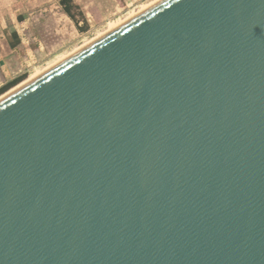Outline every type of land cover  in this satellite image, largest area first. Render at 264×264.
Listing matches in <instances>:
<instances>
[{
	"label": "water",
	"instance_id": "obj_1",
	"mask_svg": "<svg viewBox=\"0 0 264 264\" xmlns=\"http://www.w3.org/2000/svg\"><path fill=\"white\" fill-rule=\"evenodd\" d=\"M0 264H264V0H160L2 97Z\"/></svg>",
	"mask_w": 264,
	"mask_h": 264
},
{
	"label": "rangeland",
	"instance_id": "obj_2",
	"mask_svg": "<svg viewBox=\"0 0 264 264\" xmlns=\"http://www.w3.org/2000/svg\"><path fill=\"white\" fill-rule=\"evenodd\" d=\"M153 1L73 0L79 7L73 13L81 30L65 14L60 0H0V88L22 75L27 80ZM15 34L19 43L12 48Z\"/></svg>",
	"mask_w": 264,
	"mask_h": 264
},
{
	"label": "trees",
	"instance_id": "obj_3",
	"mask_svg": "<svg viewBox=\"0 0 264 264\" xmlns=\"http://www.w3.org/2000/svg\"><path fill=\"white\" fill-rule=\"evenodd\" d=\"M60 5L63 7L65 14L72 21H74V23L76 24V26L78 28H80L82 30V27H79V21L77 20L76 15L73 13V9L79 8L77 5H75L73 0H60ZM79 14H80V16H82V18L84 19V22H85V17L83 16V14L82 13H79ZM14 36L16 38V42L12 43V45H11L12 48H15L19 43V39H18L17 35L15 34ZM24 80H25V75H22L16 79L10 81L9 83H7L6 85H4L3 87L0 88V96L5 94L10 89L14 88L15 86H17L19 83L23 82Z\"/></svg>",
	"mask_w": 264,
	"mask_h": 264
},
{
	"label": "bare ground",
	"instance_id": "obj_4",
	"mask_svg": "<svg viewBox=\"0 0 264 264\" xmlns=\"http://www.w3.org/2000/svg\"><path fill=\"white\" fill-rule=\"evenodd\" d=\"M160 0H155L151 3H148L146 5H143L139 10H135L136 12H133L131 14H129L125 19L122 20H118L112 24H110V26L108 27V29L104 32L101 33L100 35H98L96 38L102 36L103 34L109 32L110 30L114 29L115 27L119 26L120 24H122L123 22L127 21L128 19H130L131 17L135 16L136 14H138L139 12L143 11L144 9L150 7L151 5L155 4L156 2H158ZM96 38L88 41L85 45L89 44L90 42H92L93 40H95ZM85 45H83L82 47H84ZM82 47H79L78 49H76L75 51H73L72 53L76 52L77 50L81 49ZM72 53L62 56L60 58H58L55 62L51 63L50 65H48L45 69L41 70V71H37L36 73L32 74L27 80H25L24 82L20 83L19 85H17L16 87H14L13 89L9 90L7 93H5L4 95H2L0 97V99L2 97H4L5 95H7L8 93H10L11 91L15 90L16 88L20 87L21 85L25 84L26 82L30 81L31 79H33L34 77L38 76L39 74H41L42 72H44L45 70L49 69L50 67H52L53 65L57 64L58 62H60L61 60H63L64 58L68 57L69 55H71Z\"/></svg>",
	"mask_w": 264,
	"mask_h": 264
}]
</instances>
